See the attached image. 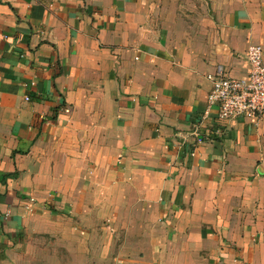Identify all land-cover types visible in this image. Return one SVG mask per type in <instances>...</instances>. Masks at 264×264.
<instances>
[{
  "label": "crops",
  "instance_id": "0c3cea01",
  "mask_svg": "<svg viewBox=\"0 0 264 264\" xmlns=\"http://www.w3.org/2000/svg\"><path fill=\"white\" fill-rule=\"evenodd\" d=\"M252 43L264 0H0V264H264V115L202 118Z\"/></svg>",
  "mask_w": 264,
  "mask_h": 264
},
{
  "label": "built area",
  "instance_id": "2783aa9c",
  "mask_svg": "<svg viewBox=\"0 0 264 264\" xmlns=\"http://www.w3.org/2000/svg\"><path fill=\"white\" fill-rule=\"evenodd\" d=\"M249 72L245 78H236L228 75L222 66L215 73L208 74L212 83L208 94L207 107L203 119L216 108L217 118L220 121L237 117H253L260 119L264 115V52L261 44H250L247 49ZM219 129L213 130L219 133ZM192 134L199 143L211 136L201 132L196 127Z\"/></svg>",
  "mask_w": 264,
  "mask_h": 264
}]
</instances>
